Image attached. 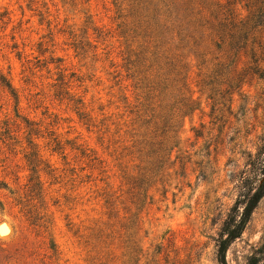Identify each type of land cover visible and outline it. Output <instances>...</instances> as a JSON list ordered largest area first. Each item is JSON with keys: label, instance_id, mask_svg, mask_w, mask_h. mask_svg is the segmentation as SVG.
Here are the masks:
<instances>
[{"label": "rangeland", "instance_id": "rangeland-1", "mask_svg": "<svg viewBox=\"0 0 264 264\" xmlns=\"http://www.w3.org/2000/svg\"><path fill=\"white\" fill-rule=\"evenodd\" d=\"M132 8L0 0V264H218L260 185L264 0ZM253 258L264 197L226 253Z\"/></svg>", "mask_w": 264, "mask_h": 264}, {"label": "trees", "instance_id": "trees-1", "mask_svg": "<svg viewBox=\"0 0 264 264\" xmlns=\"http://www.w3.org/2000/svg\"><path fill=\"white\" fill-rule=\"evenodd\" d=\"M129 2H132L134 6L132 9H136L137 13L141 12L145 14L149 12H162L164 8V0H129ZM0 82L4 83L1 74ZM4 127L7 126L4 125ZM28 148L32 150V146H28ZM33 157L36 159L39 156L36 157L32 153L24 155L25 160L30 164L33 163V160H31ZM253 165L258 167L257 169L259 170L260 175L263 176L262 181L259 186L249 188L244 194H242L234 202L233 206L229 209L227 215L225 216L216 240V260L218 264H227L226 253L229 246L241 236L254 210L264 197V144L259 150V157H257L256 162L252 163V166ZM26 188L29 193L34 191L33 186L31 185V180H29L28 184H26ZM27 214L29 215L31 212L28 210ZM99 258L100 260L97 259L99 262L98 264H107V262H105V254L104 256H99ZM250 264H258V261L253 258Z\"/></svg>", "mask_w": 264, "mask_h": 264}]
</instances>
